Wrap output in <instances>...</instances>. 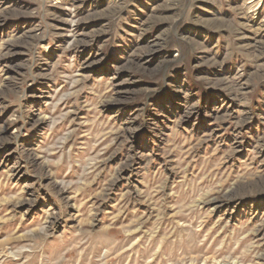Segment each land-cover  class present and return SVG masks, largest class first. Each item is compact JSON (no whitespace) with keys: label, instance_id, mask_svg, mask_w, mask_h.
<instances>
[{"label":"rangeland","instance_id":"obj_1","mask_svg":"<svg viewBox=\"0 0 264 264\" xmlns=\"http://www.w3.org/2000/svg\"><path fill=\"white\" fill-rule=\"evenodd\" d=\"M0 264H264V0H0Z\"/></svg>","mask_w":264,"mask_h":264}]
</instances>
